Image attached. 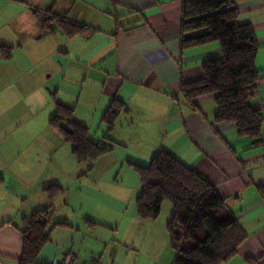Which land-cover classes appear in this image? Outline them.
<instances>
[{"label":"crops","instance_id":"crops-1","mask_svg":"<svg viewBox=\"0 0 264 264\" xmlns=\"http://www.w3.org/2000/svg\"><path fill=\"white\" fill-rule=\"evenodd\" d=\"M233 1L238 23L251 24L259 45L254 65L261 77L249 101L264 117V0ZM181 7L182 0H122L114 12L107 0L97 10L102 17L77 10L72 19L53 4L0 0V46L11 48L8 58L0 54V264H18L23 218L50 204L45 188L53 184L63 192L51 201L50 241L39 264L68 256L77 264H173L166 224L112 223L99 214L107 205L105 178L116 181L125 170L135 176L130 163L147 165L159 150L212 183L246 233L223 264H264V200L255 187L264 183V146L253 147L233 123L214 120L215 94L184 98L182 81L199 79L203 62L220 49L215 43L181 49ZM35 8L93 30L68 38L56 24L52 30L40 24ZM113 98L128 112H120L109 131L102 117ZM56 102L72 106L90 140L110 150L78 162L50 124ZM134 192L130 199L137 186Z\"/></svg>","mask_w":264,"mask_h":264},{"label":"trees","instance_id":"trees-1","mask_svg":"<svg viewBox=\"0 0 264 264\" xmlns=\"http://www.w3.org/2000/svg\"><path fill=\"white\" fill-rule=\"evenodd\" d=\"M109 2L115 12L122 0ZM33 13L48 30H52L51 24H56L68 38L93 30L51 9L35 8ZM238 15L233 0H182L181 49L215 43L219 46L220 55L203 62L199 79L182 81L181 91L188 102L215 94L217 112L214 120L233 123L240 137H246L253 147H259L264 146V117L249 101L261 77L254 65L259 45L251 24L238 23ZM115 16L117 20L119 16ZM10 51V47L0 46L2 57L8 58ZM122 111L128 112L125 103L113 98L102 117L109 131ZM73 112L72 106L56 102L50 124L58 128L71 144L78 162L91 163L108 152L110 145L90 140L87 128L74 120ZM130 164L137 172L141 186L135 198L137 216L155 220L164 202L172 206L165 229L174 250L173 264H223L237 253L246 233L236 216L226 208L225 200L215 186L206 178L166 150L157 151L147 165ZM255 187L264 200V183ZM45 192L50 204L23 218L22 252L18 264H39L38 256L50 241L51 201L63 189L53 184L46 187ZM56 225L67 223L57 222L53 226ZM93 263L100 264H89Z\"/></svg>","mask_w":264,"mask_h":264},{"label":"rangeland","instance_id":"rangeland-1","mask_svg":"<svg viewBox=\"0 0 264 264\" xmlns=\"http://www.w3.org/2000/svg\"><path fill=\"white\" fill-rule=\"evenodd\" d=\"M28 4L40 7V8H46L47 6H51L53 4V8L55 12L62 11L61 14H65L69 18L75 19L77 15V10H84L85 15L84 17H91L90 15L92 13H95L97 16L102 17L101 14L97 12L98 9H104L106 7V1L107 0H62L60 2H63L65 5L64 7L61 6V4L58 2L53 3L51 0H25ZM108 3V2H107ZM94 5L92 7L91 5ZM63 7V9H62ZM64 10V11H63ZM101 12V11H100ZM92 18V17H91ZM127 161H125V168L127 169ZM132 171H134L133 168H131ZM127 171V170H125ZM125 171L121 175L118 176L117 180H114V177L112 178H105L104 182L106 183V186L103 187L101 195L104 196L107 200V205L105 207H102L99 210V214L102 216L106 215L107 221L112 223H117L121 219H140L137 216L136 208H135V196L139 194L140 187H139V176L135 173V176L130 175L129 173ZM130 186V188H128ZM138 188V193L134 195L132 199H130V196L134 194L135 188ZM129 190L123 198V192L125 190ZM126 192V191H125ZM103 199H101L102 201ZM120 200V201H117ZM123 200V201H122ZM120 204V205H119ZM172 206L169 202H164L162 204L161 212L159 216L156 218L158 219L159 225L162 224V226L166 224L167 220H169L171 213H172ZM104 214V215H103ZM123 216V217H122ZM104 217H101V219ZM126 221V220H125ZM122 225V224H121ZM124 225V224H123ZM122 225V227H123ZM122 227L120 229L122 230ZM114 228V225L113 227ZM165 230V229H164Z\"/></svg>","mask_w":264,"mask_h":264},{"label":"built area","instance_id":"built-area-1","mask_svg":"<svg viewBox=\"0 0 264 264\" xmlns=\"http://www.w3.org/2000/svg\"><path fill=\"white\" fill-rule=\"evenodd\" d=\"M45 264H56L54 262H46ZM57 264H76L74 262V258L72 256H68L65 259H63L61 262L57 263ZM93 264H97V263H93Z\"/></svg>","mask_w":264,"mask_h":264}]
</instances>
